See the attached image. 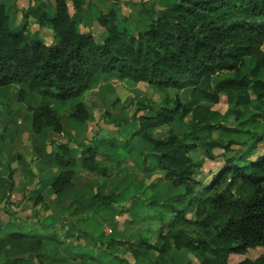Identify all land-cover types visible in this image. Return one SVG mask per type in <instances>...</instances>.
<instances>
[{"label":"trees","instance_id":"16d2710c","mask_svg":"<svg viewBox=\"0 0 264 264\" xmlns=\"http://www.w3.org/2000/svg\"><path fill=\"white\" fill-rule=\"evenodd\" d=\"M67 1L55 0L49 17L43 2L33 0L23 11L25 23L19 32L10 30L6 8L0 4V89H26L19 90L17 102L27 107L35 142L45 141V132L65 134L59 116L68 105L69 120L85 126L89 113L82 98L88 91L113 78L131 87L145 84L162 101L137 104L138 130L131 138L143 150L131 157L127 149L133 140L111 138L104 140L102 156L118 170L129 157L141 171L159 172L178 192L170 202L160 203L154 195L149 203L138 199L146 212L154 211L143 222L157 227L155 241L145 235L151 230L147 228L123 241L121 256L99 250L104 254L99 259L76 248L78 254L71 252L70 263L140 264L156 253L149 264H230L231 259H239L236 264H264V0H175L136 35L119 32L110 10L96 20L105 33L101 43L80 29L86 0H73V16ZM30 23L49 29L53 44L31 40ZM189 89L190 102L201 99L207 104L181 103V93ZM221 99L223 112L215 109ZM188 116L181 134L172 130L154 137L156 129ZM228 117L235 127L224 124ZM237 137L244 140V150L232 157ZM58 149L53 165L59 172L50 186L55 197L72 189L77 163L67 143ZM96 154L85 148L80 167L106 178L108 170L96 162ZM218 160L223 165L211 172L207 184L196 180L205 161ZM13 176L9 169L0 178V201L5 204L6 192L14 188ZM130 192L125 189L120 202L136 197ZM141 192L147 196L146 189ZM116 201L115 196L96 194L87 208L127 213L115 208ZM37 202L42 203L41 198ZM58 237L21 232L0 237V264H67ZM253 252L259 253L256 258L249 257Z\"/></svg>","mask_w":264,"mask_h":264},{"label":"rangeland","instance_id":"374dc122","mask_svg":"<svg viewBox=\"0 0 264 264\" xmlns=\"http://www.w3.org/2000/svg\"><path fill=\"white\" fill-rule=\"evenodd\" d=\"M114 2H116V0H93L94 4L92 3L90 5L89 14L86 18L90 21V23L95 22L100 14H106L108 11L115 10L118 7ZM0 3L7 4L9 3V1L0 0ZM134 7L133 9L131 8L132 13L129 15V19L125 18L122 21L121 19H119L121 23L117 22L116 25L119 32H121L122 30H126L129 34L136 35L137 32L141 31L142 21L150 17L149 12L144 13L143 15L138 14V8ZM12 21L14 22V20ZM95 23L97 24V21ZM87 24L89 23L86 21L83 27H88ZM21 29L22 27H20L19 25H16L14 23L10 24V30L13 32H19ZM89 32L95 37L97 43H101L105 38V33L101 34V36H97L94 31ZM40 36H42L44 38L43 40L45 41L47 35L41 33ZM30 37L31 40H39L43 43V41L38 37L37 34L32 35L30 33ZM262 50L264 51V47ZM107 83V85L99 88L96 87L86 93L84 102L86 107L88 108L90 116L85 126L79 127L69 120V105L68 108L66 107V109L61 112V122L64 126H70L69 131L72 132V134L71 136L69 135V138L64 135L61 140L55 138V142L53 143L62 141V143H67L69 147L76 146V144L78 143H86L95 146L94 143L99 140L102 141L103 137H105L106 139L117 138L119 141H124V137H128L129 135H131L132 129L131 127H129V125L136 122V120L134 119V115L137 109V104L141 102H144L146 104V102L149 101L151 102V104L158 105L162 101V97H160V95L149 90L147 86H143L141 84L131 87L128 84L118 82L115 79H111ZM189 91L190 89L181 93V103H192L190 107H193L197 104H207L201 99H193V102H190L191 97L188 94ZM14 94L15 91L5 92V96H3L5 97V99H1L0 93V113L3 109L2 102L5 103V106H3L5 112H11L10 109H12L13 105H16L15 98H13ZM10 98L11 101L9 100ZM215 109L223 112L225 109L224 100H222L220 104L215 107ZM139 113L140 114L138 115H141L143 112ZM189 119L190 117L188 116L183 120H179V122L174 126L161 128L156 132L155 136L159 138L168 130H173L181 134L185 130V126L188 123ZM224 124L232 128L236 126V123L232 117H228ZM122 133L124 136H121ZM17 134L18 133H14V135L7 134L6 131H3L2 134L0 133V136H2V139L0 138V151L5 152L3 156L9 158L8 150L3 148L2 146V144L9 139L12 142L11 144L14 145L15 143H17L18 149L20 150L19 154L15 152V158L20 157V160H24L26 157H28L26 151L29 150V146L26 145L25 142H22V140L20 139L16 140L15 135ZM52 137L53 136H51L50 134L49 141L53 139ZM71 138L73 142H71ZM25 139H27V137H25ZM33 139L31 135L30 137H28V141L30 144H32ZM133 139L134 138H131V140ZM237 140L238 146L233 148L232 157H238L240 152L244 150V140L238 137ZM21 145H24V147H21ZM143 147L144 146L142 144H140L138 141H135L134 143H131V147L128 149L131 153L132 150H134V155H136L143 150ZM74 152L76 153L75 150ZM102 163L107 164V162L105 161H103ZM222 165L223 164L220 160H218L217 162L205 161L199 170L196 180L203 185L207 184L211 179V172L215 168L221 167ZM16 174L17 180L26 178L25 170L22 166H19V169L16 170ZM76 176V191L89 192L90 194H87L89 195L87 197H90L97 192L101 193L102 195H108L111 192L112 194H117L115 195L116 199L120 202L122 200L123 191L125 189H133V191L137 195L136 198L141 199L142 203H149V196L151 195H154L157 201L161 203L172 201L174 196L178 194V192L172 189L170 185H168L163 179H161L162 175L159 172L153 171L145 173L135 165L134 160L131 158H127L124 160L121 170L115 169L114 167L113 171L110 172L109 176L105 179L99 177L96 178L95 176L91 175H86L85 178L83 177L85 175H81L79 172L76 174ZM158 178L160 179L157 182H154V180H157ZM92 183H96L97 186H100L101 188L94 186ZM143 188L146 189L147 196L143 195V193L141 192ZM88 201L89 200H87V203ZM87 203H84V200L82 199L79 200V202H76V207H67L62 213L57 212L56 217H58L59 219L53 222V229H55V231L57 232L62 233L63 241L66 246L62 247L60 250L63 256L68 258L67 264H71L70 255L71 252L77 253V251H73V249L76 250V248L79 249L80 253H85L87 255L96 257L98 256L99 259L104 256V254L98 253L99 250H104L106 256H121L125 250L123 241L130 240L140 235L141 232L146 230L147 228L151 230L150 232L145 233V235L148 236L150 241H155L157 237L155 228L157 227L155 226V224L149 222L148 220L143 222V220H146V216L152 215L154 211H151L150 213L146 212L141 206L137 205L136 202L131 201L119 204L121 205V207H115L119 211L128 210L127 213H124L120 216L111 212L95 213V211H93L92 209L87 208ZM54 210H57V208ZM75 211L76 217H73V213ZM51 212L52 209L50 208L49 213ZM18 214L19 213L13 214L15 215V221H18L20 219L19 221L21 222V220L25 219V216H23V214H21L20 217H17ZM40 215L41 217H45V215L48 214L44 215L42 213ZM34 217L35 216L33 215L29 216V218ZM10 218L12 219L13 216H11ZM35 220H37L36 222L38 224L40 223L38 214ZM38 224L34 225L32 223L21 222V224H19V227L13 228L11 227L13 226L11 222H5L1 226L2 228H4L5 226L11 227L10 231L22 232L24 234L33 233L37 235H43L44 233H42V224ZM44 226L47 230H50V225L48 222L44 223ZM69 242L71 244V247L69 246L70 244H68ZM258 254V252H253L249 255V257L256 258ZM156 255V253L150 254L146 259L142 260L140 264H149L155 261ZM238 261L239 259H231L230 264H236ZM193 263L197 264L195 261H193Z\"/></svg>","mask_w":264,"mask_h":264},{"label":"crops","instance_id":"0c3cea01","mask_svg":"<svg viewBox=\"0 0 264 264\" xmlns=\"http://www.w3.org/2000/svg\"><path fill=\"white\" fill-rule=\"evenodd\" d=\"M8 1H9V3H7V4H2V3H0V4L4 5L6 8L8 19H9V28H10V24H12V23L19 25L20 27H23V25L25 23V20H24L23 15H22L23 11L26 10L30 4H33V0H8ZM41 1L43 2L44 11L47 13V15L49 17H51L52 16V7L50 6V3L48 2V0H41ZM174 2H175V0H116V2H114V3L118 7H121V8L117 7L118 10L116 8L113 11H115L116 21L118 23H121V21L124 20L125 18L129 19V15L132 13L131 10L133 9L134 6L138 8V14L143 15L144 13L149 12L150 17L148 19L143 20L142 24H141V26H142L141 31H143L148 20L154 19L157 12L165 9L168 5H171ZM72 3H73V0H68L66 2L70 16L74 15V10L72 9L73 8ZM92 3H93V0H86L85 1V5L83 6L84 10L80 14L81 15L80 29L82 32L94 31L97 36H101V34H104V30L100 26L99 27L97 26V24L95 23L96 21L90 23V21L86 18L89 14V7ZM136 14H137V12H136ZM119 19H121V21H119ZM12 20H14V22ZM86 21L90 25L87 24L88 27H83V25L86 23ZM123 31H126V30H122L121 32H123ZM29 32L32 35L37 34L38 37L43 41V43L45 42L44 43L45 46H51L53 44V35H52L51 31L48 30L47 28H40L39 26H37L33 23L32 24L30 23ZM41 33L47 35L45 38V41L43 40L44 38L42 36H40ZM113 79H115V78H113ZM140 84L143 86H146L145 84H142V83H140ZM21 89L26 91L25 88L17 87V86L0 89L1 99H5V97H3V96H5V92L15 91L13 98H15V104H16V105H13L12 109H10L11 112L8 111V113H6L5 109L3 107V106H5V103L2 102L3 103V106H2L3 109L1 110V113H0V116H1L0 133L2 134L3 131H6L7 134H12V135H14V133H18L17 135H15L16 140L20 139V140H22V142H25L26 145L29 146V150L26 151V153L28 154L27 155L28 157H26L24 160H20V157L15 158L16 157L15 152H17V154H19V151H20L18 149L17 143H15L13 145V144H11L12 143L11 140L8 139L2 144L3 148L8 150L9 158H6L5 156H3L5 154V152L0 151V178H2V179L5 178L8 174V170L11 169L14 172V176H13L14 188L10 194L8 192H6V197H7L8 203L5 204L4 201H0V237L6 236L10 233L17 232V231H10V229H11V227H13V228L19 227V224H21V222L32 223L34 225L38 224L36 222L37 220H35V218H37V214H38V218H40V223L38 225L42 224V229H43L42 233H44V234L43 235H37V234H33V233H29V234L34 235V236L47 237L49 235H52L53 233H56V235L60 236L58 238H60V240L64 243L62 233L57 232V231H55V229H53V222H55L57 219H59L58 217H56L57 212L62 213L67 207H76V202H79V200H82V199L84 200V203H87V200L90 201L91 197H93L96 194H98L100 197H110V196L117 195V194H112L111 192L108 195H102L101 193L97 192V193H94L93 195H91L90 197H87V196H89L87 194H90L89 192H85V191L78 192V191H76V177H77L76 174L78 172L81 175H85V176H83L85 178H86V175L95 176L96 178L99 177L95 174L89 173V172L81 169L80 163H79L81 152L85 148L94 149L97 153L96 154V162L108 170V176H109V173L113 171V168L115 166L112 164L111 160L102 156V145H103L104 140L106 139L105 137L102 138V141L99 140L96 143H94L95 146L91 145V144H86V143L85 144L78 143V144H76V146H73V147L71 146L70 147V154L75 159V161L77 162L76 165L74 166V168L72 169L73 187L71 190L63 193L59 197L53 196L50 192V186H51L53 179L55 178V176L59 172V170L53 165V159H54L55 155L59 153V149H58L59 145L66 144V143H62V141H58L56 143H53V142H55L54 141L55 138H58L59 140H61L64 135L67 138H69L71 136L72 132L69 131L70 126L68 127V126L63 125V128L65 129V134L54 135L52 133L45 132L44 136H47V139L45 141L35 140V142L33 141L32 144H30L28 141V137H30V135H31V128H30V122H29L30 117L27 113V107L24 103L17 102V94H18L19 90H21ZM85 96H86V93L84 94V96L82 98V101L84 104H85V102H84ZM9 100L11 101V98ZM52 106L55 109L59 108V107H57L56 103L52 104ZM85 107H86V105H85ZM86 109L88 111L87 107H86ZM89 116H90V113H89ZM129 127H131V129H132L131 135H133L138 130L137 121L135 123L129 125ZM164 127H166V126L160 127L154 131V137L156 139L162 138L169 131L168 130L161 137L157 138L155 136L156 132L158 130H160L161 128H164ZM50 134H51V136H53L52 137L53 139L51 138L53 141L52 140L49 141V135ZM122 135H123V133L121 134V136ZM131 135H129L128 137H124L125 140L126 141L130 140ZM25 137H27V139H25ZM31 137H32V135H31ZM0 138H2V136H0ZM70 140H71V142H73L72 138ZM124 141H121V142H124ZM132 142L134 143V140ZM0 147H1V143H0ZM21 147H24V145H21ZM130 147H131V145L128 148H130ZM74 150L76 151V153L74 152ZM127 153L131 157L136 156L138 154L137 153L136 155H134V150H132V153H131V152H129V149H127ZM101 157H102V159H101ZM127 158H129V157H127ZM103 161L107 162V164L102 163ZM19 166L24 167L26 178H24V179L22 178V179L17 180L16 170L19 169ZM99 178H102V177H99ZM103 179H105V178H103ZM92 184L98 188H101L100 186H97L96 183H92ZM132 193H134V195H136L135 192L133 191V189L131 190L130 194H132ZM136 197H137V195H136ZM136 197L132 198L128 201H123V202L116 201V203H117L116 207H121V205H119V204L131 202V201L136 202L137 205L140 206V203L138 204V198H136ZM38 198H41L42 203H39V202L35 203ZM89 201H88L87 205L89 204ZM50 208L52 209L51 213H49ZM56 208H57V210H54ZM44 210H45V212H44ZM16 213H19L17 215V217H20V215L23 214V216H25V219L21 220V222L19 221L20 219L18 220L19 222L17 220L15 221L14 220L15 215H13V214H16ZM42 213L44 215L45 214H48V215H45V217H43V216L41 217L40 214H42ZM30 215H33L35 217L29 218ZM11 216H13L12 219L10 218ZM73 217H76V211L73 213ZM5 222H11L13 226H11V227L5 226L4 228H2L1 225L4 224ZM43 222L49 223L50 230H47L45 228ZM64 246H66L65 243L62 247H64ZM62 247L59 248L60 253H61L60 249ZM72 254H75V253L73 252ZM61 255H63V254L61 253Z\"/></svg>","mask_w":264,"mask_h":264},{"label":"water","instance_id":"95a60500","mask_svg":"<svg viewBox=\"0 0 264 264\" xmlns=\"http://www.w3.org/2000/svg\"><path fill=\"white\" fill-rule=\"evenodd\" d=\"M48 2L50 3V5H51L52 7H55V6H56V2H55V0H48Z\"/></svg>","mask_w":264,"mask_h":264}]
</instances>
